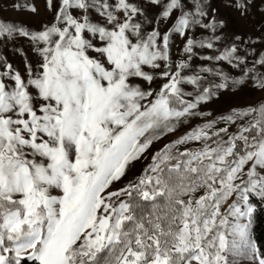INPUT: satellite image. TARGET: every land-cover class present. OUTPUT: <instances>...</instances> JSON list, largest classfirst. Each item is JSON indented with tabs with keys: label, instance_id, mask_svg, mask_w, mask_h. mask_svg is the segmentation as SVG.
Instances as JSON below:
<instances>
[{
	"label": "snow or ice",
	"instance_id": "obj_1",
	"mask_svg": "<svg viewBox=\"0 0 264 264\" xmlns=\"http://www.w3.org/2000/svg\"><path fill=\"white\" fill-rule=\"evenodd\" d=\"M260 205L264 0H0V264H264Z\"/></svg>",
	"mask_w": 264,
	"mask_h": 264
},
{
	"label": "trees",
	"instance_id": "obj_2",
	"mask_svg": "<svg viewBox=\"0 0 264 264\" xmlns=\"http://www.w3.org/2000/svg\"><path fill=\"white\" fill-rule=\"evenodd\" d=\"M253 202L260 204L253 198ZM253 238L256 240L258 247L264 251V205H260L254 213V227L252 229Z\"/></svg>",
	"mask_w": 264,
	"mask_h": 264
},
{
	"label": "rangeland",
	"instance_id": "obj_3",
	"mask_svg": "<svg viewBox=\"0 0 264 264\" xmlns=\"http://www.w3.org/2000/svg\"><path fill=\"white\" fill-rule=\"evenodd\" d=\"M243 264H248V262L245 261V262H243Z\"/></svg>",
	"mask_w": 264,
	"mask_h": 264
}]
</instances>
